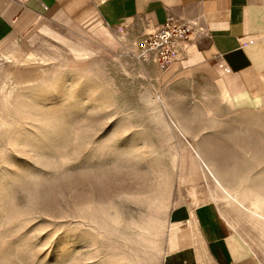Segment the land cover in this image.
<instances>
[{"label": "rangeland", "instance_id": "1", "mask_svg": "<svg viewBox=\"0 0 264 264\" xmlns=\"http://www.w3.org/2000/svg\"><path fill=\"white\" fill-rule=\"evenodd\" d=\"M43 27L0 43V264H162L172 210L201 202L216 205L264 258V236L214 195L213 181L199 173L182 181L169 145L176 139L157 114L169 121L168 101L205 152L217 147V167L244 157L247 174L264 178V98L236 104L189 49L184 64L163 68L138 60L122 39L117 50L96 49L81 61L64 28L48 27L63 43ZM12 55L20 74L39 78L15 77ZM148 218L156 230L141 235L132 224Z\"/></svg>", "mask_w": 264, "mask_h": 264}, {"label": "crops", "instance_id": "2", "mask_svg": "<svg viewBox=\"0 0 264 264\" xmlns=\"http://www.w3.org/2000/svg\"><path fill=\"white\" fill-rule=\"evenodd\" d=\"M168 17L192 24L188 42L180 44V64L189 49L236 104L264 98V0H0V43L30 38L46 25L60 26L94 49L117 50L122 39L136 49ZM182 207L183 214L174 217ZM169 218L185 237L176 246L168 242L162 264L175 257L180 264H264L213 203L180 205Z\"/></svg>", "mask_w": 264, "mask_h": 264}, {"label": "bare ground", "instance_id": "3", "mask_svg": "<svg viewBox=\"0 0 264 264\" xmlns=\"http://www.w3.org/2000/svg\"><path fill=\"white\" fill-rule=\"evenodd\" d=\"M75 8H77V6ZM41 31L50 33L53 37H55L56 39H58L63 43L65 41L64 40L65 36L63 35L61 36L60 34L55 33L52 29L48 27H43ZM74 44H75L74 46L73 45L71 46L74 48L69 50L77 60L84 61L88 59L86 58L87 55H90L92 57L97 53L96 52L97 50L92 47L84 46L78 42H74ZM30 57L32 59V57L34 56L30 55ZM12 60L14 63H16L12 71L15 77H19L23 79L24 82L27 83L37 80L39 78V74H34L30 72L24 75L20 74V72L22 71V67L17 64V63L20 64V57L16 55H12ZM148 102H151L154 105L157 102V99L149 100ZM163 105H165L164 107L168 111L167 113H168L169 121H166L162 116V113L160 112L157 113L158 121L162 123L163 127L166 129L169 140L176 139L174 144L170 142L169 145H170V149L172 150V156H171L172 162L174 165L177 166L178 168L177 170L179 175L181 176L180 178L182 179V181H189V182L192 181L193 175L197 173L203 176V178L213 181L211 183L214 184V188H215L214 195L216 197L223 198L225 200L223 201V203L226 202L229 205L241 208V211L247 214V217L250 220V222L253 224V226L260 231L262 236H264L263 176L261 177L260 174H256L254 176L247 174L248 170L251 171L252 168L248 164L246 167L242 166L243 163L242 161L245 160L244 157L241 160L237 156L236 157L232 156L235 158V160L228 158H221L219 161H221V165H223V167H217V157H219L220 155V153L217 152V147L214 146L213 144H210L209 146L210 150L209 151L207 150V152H205L202 148L203 144L201 145L203 139L199 140L197 139L196 134L189 133V130L187 128L188 121L186 114L180 112L178 109L172 106V104L170 105L168 101L163 102ZM154 108L158 109L157 105L154 106ZM257 146L255 147L256 152L260 153L262 146L260 144ZM213 184L210 185L213 186ZM184 210L185 209L183 207L175 210L173 216L174 217L180 216L181 214H183ZM155 222H156L155 219L148 218L141 223H133L132 226L136 228L141 235L143 234L148 235L156 230ZM110 224L111 222L107 223V225H109L108 228L113 231L114 230L113 226H111ZM169 227H170L168 231L169 241H167V243L170 242L172 246H176L178 244V240L184 238L185 234L183 235L182 232L177 231L175 227H172V225ZM146 240L148 241V239ZM231 257L234 258V256ZM171 262L172 264H180L178 257H175L174 261L171 259Z\"/></svg>", "mask_w": 264, "mask_h": 264}, {"label": "built area", "instance_id": "4", "mask_svg": "<svg viewBox=\"0 0 264 264\" xmlns=\"http://www.w3.org/2000/svg\"><path fill=\"white\" fill-rule=\"evenodd\" d=\"M191 33L190 22L168 17L157 30L138 42L134 55L138 60H152L168 68L179 59L180 44L188 42Z\"/></svg>", "mask_w": 264, "mask_h": 264}]
</instances>
